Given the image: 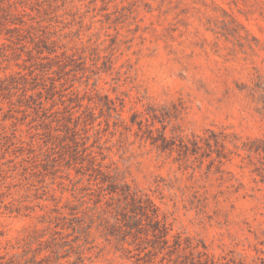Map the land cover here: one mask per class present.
<instances>
[{"label":"rangeland","instance_id":"1","mask_svg":"<svg viewBox=\"0 0 264 264\" xmlns=\"http://www.w3.org/2000/svg\"><path fill=\"white\" fill-rule=\"evenodd\" d=\"M0 264H264V0H0Z\"/></svg>","mask_w":264,"mask_h":264}]
</instances>
